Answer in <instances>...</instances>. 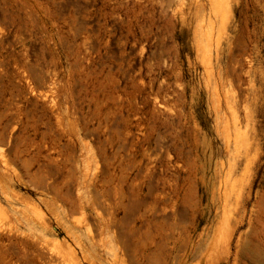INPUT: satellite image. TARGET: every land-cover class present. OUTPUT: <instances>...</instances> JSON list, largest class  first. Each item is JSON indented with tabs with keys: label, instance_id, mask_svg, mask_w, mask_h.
<instances>
[{
	"label": "rangeland",
	"instance_id": "1",
	"mask_svg": "<svg viewBox=\"0 0 264 264\" xmlns=\"http://www.w3.org/2000/svg\"><path fill=\"white\" fill-rule=\"evenodd\" d=\"M0 229V264H264V0H0Z\"/></svg>",
	"mask_w": 264,
	"mask_h": 264
},
{
	"label": "bare ground",
	"instance_id": "2",
	"mask_svg": "<svg viewBox=\"0 0 264 264\" xmlns=\"http://www.w3.org/2000/svg\"><path fill=\"white\" fill-rule=\"evenodd\" d=\"M239 220V219H238ZM11 233L9 232V234H6L5 232H3L1 229H0V240L2 239V238H11V235H10Z\"/></svg>",
	"mask_w": 264,
	"mask_h": 264
}]
</instances>
